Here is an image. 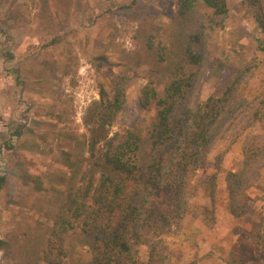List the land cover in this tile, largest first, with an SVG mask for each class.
<instances>
[{
	"label": "rangeland",
	"instance_id": "rangeland-1",
	"mask_svg": "<svg viewBox=\"0 0 264 264\" xmlns=\"http://www.w3.org/2000/svg\"><path fill=\"white\" fill-rule=\"evenodd\" d=\"M139 1L154 13L167 43L178 0ZM130 2L49 0L50 30L39 19L41 0H0V264H41L56 221L51 199L61 196L68 175L62 151L87 156L88 110L99 88L110 92L115 76L127 71L140 42L133 15L121 10ZM226 2L220 28L206 30L196 49L187 103L221 96L217 82L225 71L228 83H236L228 96L231 114L202 156L190 214L165 240V264H264V0L259 22L242 0ZM143 73L126 89L127 113L114 130L139 114ZM229 186L238 197L233 210ZM159 196L168 206V196ZM62 238L63 247L80 245L74 234ZM147 252L138 246L141 263Z\"/></svg>",
	"mask_w": 264,
	"mask_h": 264
},
{
	"label": "trees",
	"instance_id": "trees-1",
	"mask_svg": "<svg viewBox=\"0 0 264 264\" xmlns=\"http://www.w3.org/2000/svg\"><path fill=\"white\" fill-rule=\"evenodd\" d=\"M41 1L39 19L52 30L49 0ZM242 1L261 21L259 0ZM121 10L133 15L140 42L129 54L127 71L115 76L110 92L101 86L99 100L88 110L87 156L62 151L68 175L61 183V196L51 199L56 221L48 229L52 236L41 264H165V240L171 227H180L190 214L193 178L202 156L231 114L228 96L236 83H228L225 71L217 82L221 96L187 103L196 84V49L203 33L220 28L228 15L226 0H178L167 43L161 41L154 13L146 5L131 0ZM140 70L145 85L136 107L139 114L114 130L126 116L125 91ZM21 133L19 127L15 136ZM228 191L233 210L238 197L233 187ZM160 194L168 196V206L158 201ZM70 234L77 236L79 246L69 242L63 247L62 237ZM141 245L148 249L145 263L137 257ZM4 249L0 240V251Z\"/></svg>",
	"mask_w": 264,
	"mask_h": 264
}]
</instances>
